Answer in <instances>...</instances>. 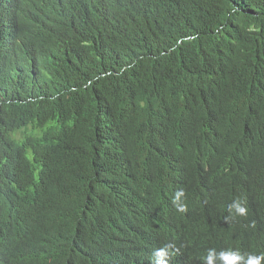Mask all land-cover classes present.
Instances as JSON below:
<instances>
[{"label":"trees","instance_id":"obj_1","mask_svg":"<svg viewBox=\"0 0 264 264\" xmlns=\"http://www.w3.org/2000/svg\"><path fill=\"white\" fill-rule=\"evenodd\" d=\"M0 264H264V0H0Z\"/></svg>","mask_w":264,"mask_h":264}]
</instances>
